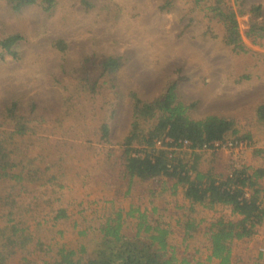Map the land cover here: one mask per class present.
<instances>
[{"label": "trees", "instance_id": "obj_1", "mask_svg": "<svg viewBox=\"0 0 264 264\" xmlns=\"http://www.w3.org/2000/svg\"><path fill=\"white\" fill-rule=\"evenodd\" d=\"M44 2L45 10L57 4ZM189 2L221 20L227 45L248 51L241 33L253 44H264L261 3L240 9L247 15L242 30L230 0ZM34 3L39 2L0 0V7L19 13ZM20 39L19 33L0 35V59L13 55ZM119 63L115 55L100 61L82 57L71 81L59 83L61 105L49 118H37L36 104L28 109L22 99L0 111V264H233V242L258 233L264 221V147H252L259 165L232 163L215 170L206 152L212 149L183 146L182 141L233 139L229 135L236 132L231 129L234 119L223 114L192 117L189 109L194 104L181 99L175 83L152 98L129 91L133 107L128 130L112 141L117 95L112 73ZM255 110L264 121V100ZM101 176L108 179L107 186L86 199L65 195L71 183L99 184ZM113 176L127 186V206L107 198ZM169 179L170 189L165 185ZM150 181L169 189V194H162L167 204L179 194L187 200L174 204L181 209L175 217L179 244L171 237L170 221L161 223L168 207H158L152 185L151 190L140 187ZM35 184L50 189L41 192V214L32 194ZM206 211L212 212L210 221L201 214ZM90 215L98 218V226L88 223ZM126 223L133 226L132 232H126ZM91 230L92 242L73 245L75 234L83 238ZM262 255L259 251L256 259L240 264H264Z\"/></svg>", "mask_w": 264, "mask_h": 264}, {"label": "rangeland", "instance_id": "obj_2", "mask_svg": "<svg viewBox=\"0 0 264 264\" xmlns=\"http://www.w3.org/2000/svg\"><path fill=\"white\" fill-rule=\"evenodd\" d=\"M37 1L41 5L34 3L19 13L0 7V35H21L14 46L15 53L0 59V111L10 101L22 99L28 109L36 104L33 110L37 118H49L61 105L59 83L71 81L82 57L100 61L115 55L120 57L121 64L112 73L117 94L112 141L121 139L128 130L133 107L129 91L141 98H152L169 83H175L181 99L194 104L189 109L192 117L223 114L234 119L231 129L236 132H231L229 138L247 139L244 136L251 135L244 139L243 147L206 151L215 170L223 171L232 163H261L252 156V147H264V121L258 119L255 110L257 103L264 100V44H253L241 33L248 51L227 45L221 20L201 6H192L189 0H55L57 4L52 10H45L47 3L43 0ZM230 2L239 13L242 30L247 20V15L240 12L242 7L261 3L264 19V0ZM52 126L50 123L49 127ZM109 180L115 183L107 198L127 206L130 198L125 193V182L114 176ZM105 181L108 179L99 184L89 180L71 183V191H65V195L86 199L90 192L107 186ZM172 181L165 184L169 189ZM151 185L158 207H168L164 212L168 215L161 223L166 225L170 221L171 237L179 244L181 235L175 217L181 209L174 204H185L187 200L179 194L172 197V204H167L168 198L162 194H169V189L165 191L151 181L140 187L151 190ZM33 188L32 194L39 201L37 213L41 214L45 201L42 193L47 194L50 189L38 184ZM181 188L179 184L178 189ZM201 214L209 220L212 212ZM91 216L88 223L98 226V218ZM129 223L124 225L126 232L133 230ZM75 236L77 242L73 245L92 242L94 238L93 230L86 237ZM178 250L186 255L180 247ZM259 251L264 260V221L256 235L233 242L232 262L254 260Z\"/></svg>", "mask_w": 264, "mask_h": 264}, {"label": "built area", "instance_id": "obj_3", "mask_svg": "<svg viewBox=\"0 0 264 264\" xmlns=\"http://www.w3.org/2000/svg\"><path fill=\"white\" fill-rule=\"evenodd\" d=\"M183 146H191V147H197L200 149H228V148H240L243 147L245 144V140L244 139H237V138H233V139H226V140H211L208 142H203L201 144H194V141L191 139H184L182 141Z\"/></svg>", "mask_w": 264, "mask_h": 264}]
</instances>
